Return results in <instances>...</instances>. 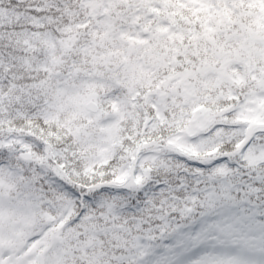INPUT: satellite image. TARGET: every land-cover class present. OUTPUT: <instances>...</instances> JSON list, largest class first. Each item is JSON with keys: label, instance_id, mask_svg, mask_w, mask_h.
Returning a JSON list of instances; mask_svg holds the SVG:
<instances>
[{"label": "snow or ice", "instance_id": "snow-or-ice-1", "mask_svg": "<svg viewBox=\"0 0 264 264\" xmlns=\"http://www.w3.org/2000/svg\"><path fill=\"white\" fill-rule=\"evenodd\" d=\"M0 264H264V0H0Z\"/></svg>", "mask_w": 264, "mask_h": 264}]
</instances>
